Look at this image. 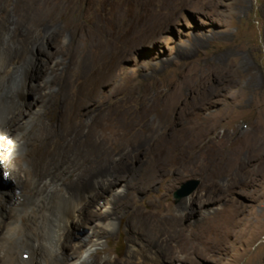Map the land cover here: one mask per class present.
<instances>
[{
  "label": "rangeland",
  "instance_id": "374dc122",
  "mask_svg": "<svg viewBox=\"0 0 264 264\" xmlns=\"http://www.w3.org/2000/svg\"><path fill=\"white\" fill-rule=\"evenodd\" d=\"M6 20L62 34L53 91L68 96L74 84L86 91L91 47L110 32L108 71L94 75L95 111L82 129L116 181L91 208L107 214L126 183L130 198L94 256L156 264L170 252L174 264H264V0H0V26ZM190 179L200 186L176 201ZM134 216L145 221L140 235ZM91 230L81 224L70 242H86ZM87 247L73 259L84 261Z\"/></svg>",
  "mask_w": 264,
  "mask_h": 264
},
{
  "label": "bare ground",
  "instance_id": "6f19581e",
  "mask_svg": "<svg viewBox=\"0 0 264 264\" xmlns=\"http://www.w3.org/2000/svg\"><path fill=\"white\" fill-rule=\"evenodd\" d=\"M6 21L0 26V264H104L94 253L117 226L115 209L121 202L129 203L130 184L116 190L107 214L94 212L91 205L116 180L108 177V162L97 164L91 132L85 134L82 125L95 111L90 107L96 100L94 75L105 73L110 62V32L91 47L95 72L86 91L74 84L73 91L78 92L68 96L53 91L60 88V63L52 64L51 56L60 59L62 34L20 31ZM50 44L56 47L53 54L47 50ZM84 140L80 155L79 143ZM98 170L105 179L97 181ZM2 178L12 179L14 189L5 187ZM134 219L140 235L145 221L141 216ZM94 222L97 234L91 230ZM81 224L90 228L92 238L85 235L86 242L71 243ZM86 246L87 258L73 259ZM176 260L165 252L156 264ZM120 263L115 259L107 264Z\"/></svg>",
  "mask_w": 264,
  "mask_h": 264
},
{
  "label": "water",
  "instance_id": "95a60500",
  "mask_svg": "<svg viewBox=\"0 0 264 264\" xmlns=\"http://www.w3.org/2000/svg\"><path fill=\"white\" fill-rule=\"evenodd\" d=\"M201 181L199 179H190L186 183H184L181 188L177 189L174 192V197L176 201H180L184 198H187L191 194H193L198 187L200 186Z\"/></svg>",
  "mask_w": 264,
  "mask_h": 264
}]
</instances>
